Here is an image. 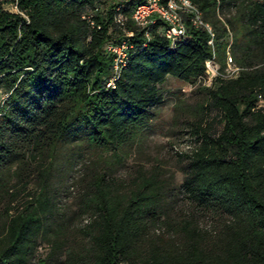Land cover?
I'll list each match as a JSON object with an SVG mask.
<instances>
[{"label": "trees", "instance_id": "obj_1", "mask_svg": "<svg viewBox=\"0 0 264 264\" xmlns=\"http://www.w3.org/2000/svg\"><path fill=\"white\" fill-rule=\"evenodd\" d=\"M190 2L213 36L186 22V37L170 47L161 23L146 40L128 19L134 48L106 88L112 70L103 46L121 35L110 2L0 0V264H29L38 242L49 247L46 257L64 255L60 264H264V0ZM226 28L239 70L203 87L192 130L197 145L180 185L215 221L203 229L194 214L160 208L157 175L139 173L130 185L111 175L162 104L167 77L193 85L212 57L224 69ZM212 110L217 132L203 125ZM81 143L107 159L79 197L74 216L86 223L74 228L49 190L54 170ZM31 150L33 163L25 157ZM31 183L36 190L21 200Z\"/></svg>", "mask_w": 264, "mask_h": 264}, {"label": "rangeland", "instance_id": "obj_2", "mask_svg": "<svg viewBox=\"0 0 264 264\" xmlns=\"http://www.w3.org/2000/svg\"><path fill=\"white\" fill-rule=\"evenodd\" d=\"M3 9L17 13L14 5L11 4L3 5ZM233 14V10L227 13V15ZM219 15L222 17L221 14ZM232 40V33L227 29L222 40L226 45L225 61L229 56L236 66L231 54ZM216 63L218 64L217 61ZM203 87L207 86L195 82L192 87H189L182 81L167 77L160 86L163 93L162 104L151 109L152 119L143 135L131 144L128 157L116 168L111 177L117 183L130 185L139 173L146 176L157 175L163 190L160 208L170 209L169 213L174 217L180 214H194L201 228L210 229L216 226L215 221L191 205L180 187L187 170V157L197 145V139L192 134V130L197 107L204 103ZM4 98L5 93L0 90V101ZM203 119V125H210V132H217L221 128L216 111L206 112ZM75 145L74 142L70 148ZM33 153L35 151L31 150L25 154L27 158L33 157L30 159L32 163L36 158V154L33 155ZM68 153V162H60L52 174L49 193L57 209L65 214L69 225L76 228L86 223V220L80 222L74 216L79 197L88 186L92 176L104 170L103 158L107 159V156L101 150L84 143ZM35 190V184H29L24 191L20 192V199H23L26 192L32 193ZM161 230L160 227H156L155 233ZM48 251L47 244L38 242L29 264H37V261L42 259L46 260L45 264H60L64 260L62 254L46 257Z\"/></svg>", "mask_w": 264, "mask_h": 264}, {"label": "built area", "instance_id": "obj_3", "mask_svg": "<svg viewBox=\"0 0 264 264\" xmlns=\"http://www.w3.org/2000/svg\"><path fill=\"white\" fill-rule=\"evenodd\" d=\"M112 7L111 21L120 31L118 39L110 38L103 46L107 55L111 58L112 74L106 83V88H113V83L117 79L119 72L125 67L127 58L134 45L130 39L134 37L132 31L126 30L128 19L139 30L143 31V37L149 40L152 26L157 22L161 23L160 35L173 46L175 42L186 37V22L196 29H204L212 37L211 28L202 18L201 12L190 0H107ZM130 1L134 5L130 7L129 13L122 11V8ZM92 24V23H91ZM212 44L211 39L208 41ZM205 75L198 78L197 83L210 87L217 78H235L239 68L231 59L227 57L224 72L219 69L213 57L205 61ZM192 87L191 84H188ZM261 102V100H260Z\"/></svg>", "mask_w": 264, "mask_h": 264}]
</instances>
